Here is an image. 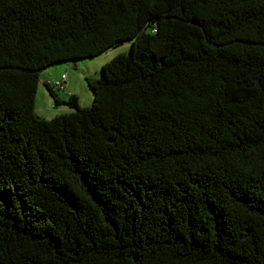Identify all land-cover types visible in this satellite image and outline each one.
<instances>
[{"label": "trees", "instance_id": "obj_1", "mask_svg": "<svg viewBox=\"0 0 264 264\" xmlns=\"http://www.w3.org/2000/svg\"><path fill=\"white\" fill-rule=\"evenodd\" d=\"M0 264H264V0H0Z\"/></svg>", "mask_w": 264, "mask_h": 264}, {"label": "rangeland", "instance_id": "obj_2", "mask_svg": "<svg viewBox=\"0 0 264 264\" xmlns=\"http://www.w3.org/2000/svg\"><path fill=\"white\" fill-rule=\"evenodd\" d=\"M130 41L111 47L104 53H100L91 58H83L78 61H67L56 63L44 68L41 71V80L38 84L37 98L35 99V110L40 117L50 118L54 115L72 111L66 103H56V97L52 95L46 86V82L53 85L57 97L66 101L70 95L79 96V104L89 107L93 100V93L88 86L87 78H98L101 76L102 65L109 62L114 56L129 52ZM71 74L69 75V73ZM67 75L62 88L55 85L56 81H61ZM88 99V100H87ZM88 102H87V101Z\"/></svg>", "mask_w": 264, "mask_h": 264}, {"label": "built area", "instance_id": "obj_3", "mask_svg": "<svg viewBox=\"0 0 264 264\" xmlns=\"http://www.w3.org/2000/svg\"><path fill=\"white\" fill-rule=\"evenodd\" d=\"M64 79H65V74H64L63 79H62L61 81H57V82H55L56 87L61 88V87H62V84H63V82H64Z\"/></svg>", "mask_w": 264, "mask_h": 264}, {"label": "crops", "instance_id": "obj_4", "mask_svg": "<svg viewBox=\"0 0 264 264\" xmlns=\"http://www.w3.org/2000/svg\"><path fill=\"white\" fill-rule=\"evenodd\" d=\"M70 74H71V72L69 73V75H70ZM65 78H67V75L65 76ZM40 80H41V77H40ZM56 82H57V81H56ZM46 83L49 84V82H46ZM63 84H64V83H63ZM63 84H62V85H63ZM72 95H73V94H72ZM87 100H88V99H87ZM87 100H86V101H87ZM87 102H88V101H87ZM87 104H89V103H87ZM87 104H84V106H88Z\"/></svg>", "mask_w": 264, "mask_h": 264}, {"label": "clouds", "instance_id": "obj_5", "mask_svg": "<svg viewBox=\"0 0 264 264\" xmlns=\"http://www.w3.org/2000/svg\"><path fill=\"white\" fill-rule=\"evenodd\" d=\"M63 79V78H62ZM65 80V79H64ZM64 83V82H63ZM59 88V87H58ZM62 88V87H61Z\"/></svg>", "mask_w": 264, "mask_h": 264}]
</instances>
